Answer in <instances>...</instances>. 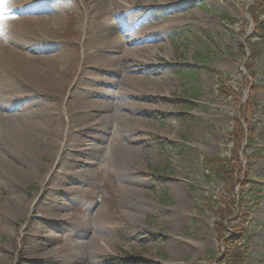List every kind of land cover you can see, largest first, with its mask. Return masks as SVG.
I'll use <instances>...</instances> for the list:
<instances>
[{
    "label": "rangeland",
    "instance_id": "1",
    "mask_svg": "<svg viewBox=\"0 0 264 264\" xmlns=\"http://www.w3.org/2000/svg\"><path fill=\"white\" fill-rule=\"evenodd\" d=\"M112 1L13 0V8L5 10L2 16L7 23L0 26V62L7 61L3 55L10 51L48 56L54 76L63 88L52 90L54 98L44 94L27 96L24 89L0 80V161L16 166L18 171L17 187L0 183V211L5 215L0 217V264H25L36 233L46 239L40 240L43 252L47 249L62 255L68 238L83 239L90 232L74 227L90 208L110 214L119 208L116 188L122 181L133 182L153 210L144 214L130 237L122 232L109 235L114 245L106 250V264H217L223 245L213 232L215 217L208 212L197 214L194 205L209 198L224 201L227 194L220 184L204 181L197 159L229 155L225 145L227 132L239 117L242 103L219 97L218 87L229 86L249 96L250 87L245 80L259 85L260 90L258 109L248 117L258 143L247 151L242 165L261 188L254 195L250 185L242 189L256 208L251 209L252 224L241 244L249 250L247 264H264V50L253 60L247 49L240 50L255 34L247 10L255 0H151L147 4L142 0H117L114 4ZM218 13L234 19L236 25L228 24ZM105 16L114 20L126 16L128 19L119 22L116 32L131 35L136 41H140V29L153 31L156 24L163 27L156 34L159 38L154 39L155 43L147 42L152 48L141 55L147 53L153 61L154 57L159 59L153 65L163 69L164 86L156 89L142 85L146 78L140 73L142 88L135 89L120 70L114 68L117 75L100 76L94 69L99 58L89 40L96 34V22H102ZM25 18L30 20L19 21ZM37 18L44 20L42 27L54 28L57 34L45 38ZM243 64L251 67L254 79ZM18 76L24 77L20 73ZM99 77L113 83L108 90L135 93L137 102L141 101L140 90L151 88L152 92L166 96L165 102L159 101L157 105L166 108L169 115L155 112L144 118V125L152 131L142 134L144 140L137 145L139 153L134 165L123 178L108 166L109 144L99 147L92 142L98 136L96 131L84 128L75 135L91 147L76 148L75 153L65 150L69 127L76 122L67 112L71 94L81 84L91 89L89 83ZM81 78L87 83H82ZM80 94L83 93L77 92ZM73 109L79 116L86 113L82 105ZM112 123L105 124L109 129L107 138L114 139L113 146L125 143L114 120ZM52 128L57 135L48 150L45 143ZM22 140L40 151L32 164H26L9 149ZM80 162L91 167L79 169L76 166ZM49 165L51 169L44 173ZM71 169L84 195H75L60 204L58 211L63 220L50 226L48 215L56 202L50 189L65 187L58 175ZM178 189L185 192V201L173 196L172 192ZM14 201L21 204L20 210ZM60 261L58 258L49 264Z\"/></svg>",
    "mask_w": 264,
    "mask_h": 264
},
{
    "label": "bare ground",
    "instance_id": "2",
    "mask_svg": "<svg viewBox=\"0 0 264 264\" xmlns=\"http://www.w3.org/2000/svg\"><path fill=\"white\" fill-rule=\"evenodd\" d=\"M142 1L147 4L151 0ZM116 2L117 0L112 1L113 4ZM12 8L13 0H6L4 11L11 10ZM127 19L126 16H117L115 21L110 16H105L102 22L98 24L96 22L94 28L96 34L89 40V44L96 48L99 58L98 65L94 69L99 72L100 76L110 73L117 75L116 70H120V72L126 74V81L133 86L135 85V89H141V84H148L158 89L157 87L164 86L162 79L163 69L160 66L156 67L153 65L159 59L154 57L156 59L153 61L147 53L144 55H141V53L144 51L148 52L152 48V45H148L149 43L147 42H151V44L155 43L156 34L163 27L156 24V28L153 31L140 29L137 36L140 41H136L131 35L124 36L116 32L119 22L121 23ZM29 20L30 18H25L19 21ZM36 21L40 24V27L45 23L41 18ZM1 23L4 26L7 20L0 17V26ZM41 32L45 38H50L57 34L56 29H48L45 26L42 27ZM153 36L155 37L153 38ZM150 37L153 39L148 40ZM3 58L7 61L0 62V80L7 81L13 84L14 87H19V89H24L25 95L38 94L41 96L44 94V97L54 98L52 90L54 88H63V85L54 76L51 58L48 56H28L22 52L10 51L6 52ZM19 73L20 75H24V77H16ZM140 73H144L146 78L145 83L140 84ZM81 82H85V79L81 78ZM123 83L126 84V82ZM89 84L88 86H91V89H87V84H81L71 94L70 109L67 112L70 113V117L74 121L76 120V122L69 127L70 133L67 135L65 150L67 153H75L76 148L91 147V144L82 141L81 138L75 135L82 133L85 130L84 128L92 132L96 131L98 136L92 139V142L99 147L105 143L109 144L111 162L109 161L108 166L112 168V172L123 178L128 168L134 165V158L139 153L137 145L144 140L142 134L152 131L151 128L148 129L144 125V118H146L148 113L155 112L164 114L165 116L169 115L166 108L157 105L159 101L165 102L166 96L163 92H152L151 88L149 90H140L139 96L141 101L137 102L135 93L121 91V89H118L116 92L108 90L109 88H113V83L102 77L93 80ZM94 84H97L99 87H96ZM77 92L83 94L77 95ZM90 97L92 98L91 100ZM124 98H128L130 101L122 102ZM77 105L84 107L86 113L83 116H79L76 109H73ZM113 120L116 123L114 127L119 128L120 137H125V143L121 144L120 142V144L114 146L112 145L114 139L107 138L109 129L105 126V124H111ZM56 135V130L52 128L49 139L45 143L46 149H51L53 146L52 140ZM9 149L16 156L21 157L26 164H32V161L40 155L39 149L29 146L24 140L21 143L12 145ZM76 167L79 169L83 167L90 168L91 165L80 162ZM50 169V165L47 166L44 173ZM17 174L16 166L4 160L0 161V183L17 187ZM58 176L61 177L60 182L63 181L65 187L61 186L55 190L50 189L52 196H56L54 198L56 201L55 205L50 209L48 215V220L51 221L50 226L58 225L63 220V217L59 216L58 211L60 204L66 200L73 199L75 195H84L83 190L78 186L79 180L75 177L76 174H74L72 169L68 171L63 170ZM116 193L119 199V208L114 213H105L102 210H91L90 208L80 219L81 221H79L78 225H74V227L80 228L81 231L85 228L90 231L87 237L84 236L83 239H81V236L68 238L61 252L62 255L59 256V252H52L47 249L43 252L44 250L40 248V240L44 238H41L36 233L33 237L35 243L32 245L29 253L25 255L24 263L49 264L60 258L59 264H106L104 259L106 250L111 249L114 245L109 235L122 232L126 237H130L138 228L144 214L148 210H153V206L140 197L139 190L133 182L122 181L117 186ZM172 193L175 199L180 202L185 201L187 198L185 192L182 190L178 189ZM49 196L51 195L49 194ZM13 203L19 210L21 209V204H17L15 201ZM0 217H5L3 211H0Z\"/></svg>",
    "mask_w": 264,
    "mask_h": 264
},
{
    "label": "trees",
    "instance_id": "3",
    "mask_svg": "<svg viewBox=\"0 0 264 264\" xmlns=\"http://www.w3.org/2000/svg\"><path fill=\"white\" fill-rule=\"evenodd\" d=\"M253 19L255 34L251 39L241 45L240 50L244 52L248 49L251 53L250 59H257L264 50V0H255L253 6L249 9ZM222 20L230 25H236V21L224 13H218ZM254 41V42H253ZM257 47V48H256ZM249 75L254 79L251 67L245 65ZM250 85V94L247 102L241 106L240 117L235 118L231 129L227 132L226 156H204L197 161L201 165L202 175L207 184H220L227 194L224 201H218L214 198L204 199L203 204H195V212L199 215L212 213L215 217L214 230L218 242L223 245V256L217 261V264H247L249 260L248 247L241 244L244 237L248 235V226L252 224L250 220L251 209L256 208V204L248 201L247 196L242 189L246 185L251 186L252 195L260 191L261 186L251 179V172L242 165L240 152L243 150L244 158H247V151L255 146L257 134L249 122L248 117L258 109L257 94L260 86ZM218 95L223 98H233L241 102L242 93L237 92L229 86L219 85ZM190 109L186 107V111ZM245 121V124L242 123ZM246 147L243 149V144ZM240 186L239 197L236 194V188ZM232 223L228 230V225ZM239 223L238 225H235Z\"/></svg>",
    "mask_w": 264,
    "mask_h": 264
},
{
    "label": "snow or ice",
    "instance_id": "4",
    "mask_svg": "<svg viewBox=\"0 0 264 264\" xmlns=\"http://www.w3.org/2000/svg\"><path fill=\"white\" fill-rule=\"evenodd\" d=\"M6 4V0H0V17L5 15L4 7Z\"/></svg>",
    "mask_w": 264,
    "mask_h": 264
}]
</instances>
